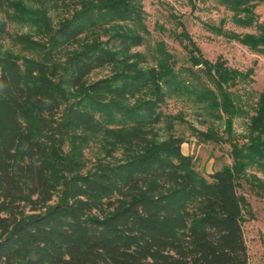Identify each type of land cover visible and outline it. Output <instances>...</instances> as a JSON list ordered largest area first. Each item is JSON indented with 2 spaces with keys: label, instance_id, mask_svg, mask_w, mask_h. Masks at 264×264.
Masks as SVG:
<instances>
[{
  "label": "trees",
  "instance_id": "1",
  "mask_svg": "<svg viewBox=\"0 0 264 264\" xmlns=\"http://www.w3.org/2000/svg\"><path fill=\"white\" fill-rule=\"evenodd\" d=\"M216 2L236 26L255 29L228 36L264 55V21L254 12L264 0ZM32 4L42 6L0 0V41L8 24L42 38H24L34 58L0 53V264H248L237 187L244 179L264 195L246 175L264 172V92L248 116L228 88L251 70L212 64L190 43L188 60L210 87H188L168 55L150 66L133 53L149 35L142 0H77L55 30ZM189 94L226 117L230 134L235 118L248 117L232 166L208 177L194 171L176 119L163 112L166 99ZM94 145L91 164L85 150Z\"/></svg>",
  "mask_w": 264,
  "mask_h": 264
},
{
  "label": "rangeland",
  "instance_id": "2",
  "mask_svg": "<svg viewBox=\"0 0 264 264\" xmlns=\"http://www.w3.org/2000/svg\"><path fill=\"white\" fill-rule=\"evenodd\" d=\"M15 1V0H14ZM37 1V0H36ZM42 4H32L34 9H42L48 18L50 27L55 30L62 19L73 14V4L77 0H52L61 6L60 10L47 11L43 5L49 0H39ZM146 27L149 35L141 47L133 49L147 59L150 66L169 56L174 70L189 82L191 88L197 83L210 87L207 78L199 71L201 66H192L188 60L187 50L193 44L203 60L214 64L219 59L230 69L241 73L251 70L248 80L237 82L228 91L237 97L246 114L251 116L258 95L264 92V55L246 49L228 34L244 35L255 33L254 28H241L233 23L232 13L216 0H142ZM257 22L264 21V5L259 4L254 10ZM9 36L0 41V53L11 54L19 58H34L24 38L33 42H42L36 34L35 27L29 25L8 24ZM186 45V46H185ZM0 67V72L2 71ZM109 75V69L97 70L90 76L91 81ZM163 112L173 121V132L183 141L181 151L193 161L194 171L208 177L224 166L231 167L233 159L231 150L234 144H244L248 129V117L235 118L231 134L225 128V119L219 120L199 102L196 95H178L165 100ZM98 154L93 147L85 150L87 160L91 163ZM93 164V163H91ZM246 175H255L264 184V172L256 168L247 169ZM237 194L241 195L246 205L243 206L242 228L249 257L248 264H264V195L257 188L248 186L242 179L238 182Z\"/></svg>",
  "mask_w": 264,
  "mask_h": 264
}]
</instances>
